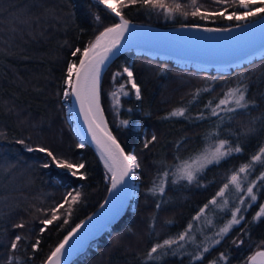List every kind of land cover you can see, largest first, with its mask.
<instances>
[{
    "label": "trees",
    "instance_id": "obj_1",
    "mask_svg": "<svg viewBox=\"0 0 264 264\" xmlns=\"http://www.w3.org/2000/svg\"><path fill=\"white\" fill-rule=\"evenodd\" d=\"M7 1L9 4L0 13L1 21L23 9L30 11L29 18H44L48 11L62 16L60 24H51L50 39L25 37L24 42L14 41L17 47L10 46L9 51L0 49V264L10 261L43 264L73 228L101 207L109 192V171L100 156L87 143L82 148L78 146L81 143L75 135L74 121H68L65 113L70 107V94L65 97L64 92L68 89L67 66L72 62L78 65L80 56V53L73 56L72 52L83 49L106 27L119 21L92 0H39L42 7L31 6L37 0H0V5ZM111 1L118 7L117 0ZM162 3L174 15L173 20H155L154 10L160 7L144 6L139 0L118 10L130 22L167 29L182 26L226 29L264 15L258 13L246 20L228 19L233 12L239 15L246 11L239 7V0L226 3L197 0L196 6L202 13L214 14L207 18L191 15L195 10L192 0H162ZM253 7H264V3L255 0ZM220 12L222 16L218 15ZM125 67L133 72L140 99L128 83ZM117 72L121 75L114 80ZM123 83L130 94L119 100L122 106L116 118L111 110L116 105L111 104L112 93L114 87ZM245 84L249 86L246 97L254 103L245 109L229 104L235 111L220 106L217 115L211 114L230 88ZM99 99L110 132L127 154L137 157L138 189L123 216L72 264H144L146 253L156 242L184 232L199 210L227 182V176L248 163L264 145V54L239 68L220 72L129 51L105 70ZM178 108H184L185 114L170 117L169 113ZM123 120L128 124L123 125ZM153 135L156 140L145 147ZM221 139L228 140L233 147H241L242 151L208 165L193 185L183 181L172 183L178 163ZM20 140L25 143H17ZM26 147H45L58 159L82 163L84 168L56 167L45 153L28 152ZM44 163L52 166L44 168ZM72 171L77 174L73 176ZM163 171L169 173L164 178L165 193L153 195L149 189ZM68 193H79L78 200L73 203ZM263 199L264 188L240 224L203 259L191 262L190 256L179 255L186 253L172 246L177 255L173 256L169 250L167 256L147 264L245 263L252 252L264 250V217L255 218ZM60 204L63 208H57ZM54 208L59 219L43 225L42 221L51 218ZM20 224L24 227H16ZM17 235L22 239L13 250L11 244ZM136 235L140 238H134ZM37 240L40 243L33 248Z\"/></svg>",
    "mask_w": 264,
    "mask_h": 264
},
{
    "label": "snow or ice",
    "instance_id": "obj_2",
    "mask_svg": "<svg viewBox=\"0 0 264 264\" xmlns=\"http://www.w3.org/2000/svg\"><path fill=\"white\" fill-rule=\"evenodd\" d=\"M100 4H103L105 8L109 9L115 16L119 17L120 22L114 24L111 27H106L103 32H101L94 41L90 42L83 49L76 48L75 51L72 52L73 56H76L77 53H80L78 65L76 62L69 63L66 71V84L71 89V93L68 91L64 92V96L67 97L69 94L74 95L76 100L80 103V110L84 116L85 122L88 124L89 132L92 133L93 140L96 141L97 146L101 151V158L104 160L105 167L111 173V188L109 191L117 190L120 185L125 184L126 177H135L139 178L136 173V169L140 167L136 155L132 153L126 154L124 150L120 147V144L117 142L116 138L112 135V133L108 130L102 115V109L100 108L99 103V84H100V73L102 65L105 64V61L109 59V55L113 53L114 49L117 48L119 42L124 38V33L128 31L129 22L126 20L119 8H126L130 4L135 5L138 0H117V6H113L109 3V0H98ZM139 2L144 5H152L153 7L164 8L165 5L162 3V0H139ZM217 3H226L227 0H215ZM255 0H239V7L246 9V11L237 15L236 12H233L228 19L235 20H246L249 17H254L258 13L264 14V7L254 8L253 4ZM261 3H264V0H261ZM192 5L194 7V11L191 13L192 16H201V18H207L210 15H214L213 13H202L200 7L197 5V0H192ZM177 8L180 7L178 4ZM187 15V13H185ZM218 15H223V12L218 13ZM99 19V17H97ZM205 31H216V29H205ZM124 73H127L128 83H131V87L135 89V95L137 99H140V88L136 84L133 79V72L125 67L123 69ZM73 75H75V81H73ZM121 73L117 72L114 74L113 79L115 80L119 77ZM124 84H121L117 91L112 93L113 99L116 102V105L119 104V94L128 95L127 92L124 91ZM248 85H237L229 89L223 99H220L219 104L216 105L215 108H212L211 114L217 115V108L221 105H226L229 102L233 103L236 106V109H245L248 108L250 103H254L246 97L248 92ZM199 92V90H197ZM236 109L229 108L228 111H235ZM185 114L184 108H178L175 111L169 113L170 117H179ZM123 125H127L128 121H121ZM156 136L153 135L151 141H147L145 143V147H148V144L155 141ZM17 143L24 144L23 140L17 141ZM79 147H84L83 144L78 145ZM26 151L33 152L38 151L41 153H45L48 157L51 158V161L55 163L56 167L72 170L75 168H84V164H76L73 162H69L67 160L58 159L54 153L45 148H32L26 147ZM242 149L239 146L233 147L228 140L221 139L215 145V147L211 150H205L201 154L197 155L191 163L188 161L183 162L181 165L176 166V172L174 175L176 176V180H173L172 183H176L179 180H187L188 183H192L196 180V174L198 172L203 171L205 167L209 164L219 163L224 158L230 156L232 153H239ZM260 164L264 167V146L259 147L257 153L253 154L248 163H245L239 167L238 170H234L230 177H228L227 182L223 185V187L216 193V195L205 204L203 208L199 210V213L194 219H199L200 214H203L205 209L209 207V205H217V197H224L226 190H228L231 186L232 189L239 196L240 192L243 190L246 192L249 201L254 202L257 200V195L254 191V187L256 185L255 181H249L246 188H243V181L247 180L248 175L251 170L254 168L256 164ZM52 164L44 163V168L51 167ZM77 173L72 171V175L75 176ZM243 174V176H242ZM83 176V174H81ZM169 173L167 171H163L158 173L160 177L159 183L153 182V186L149 189V192L153 195L160 194L163 195L165 193V185L166 180L164 178L168 177ZM258 180L264 182V170L260 172V175L257 177ZM68 196L71 197L72 202L75 203L79 198V193L73 195L72 193H68ZM249 201H245L242 197H240V204L244 205ZM65 202H67V197L65 198ZM228 204L227 200H224L221 207H226ZM159 208L160 205L157 204ZM57 208H63V204L57 206ZM57 208L52 209V216L50 219H44L42 224L47 226L52 224L54 221L59 219V216L56 215ZM241 212L240 207H236L234 211H231V219L227 221L223 227L220 228L219 232L216 234L217 236L223 237L226 235L234 225L240 224L241 219H243L242 215L238 218V213ZM264 217V205H260L259 212L256 213L255 218ZM67 223V221H65ZM16 227L23 228L24 225H16ZM82 225H77L72 229L71 232L66 235L63 240L59 243L57 247L51 252V254L47 257L45 264H61V257L64 254L65 246L68 245L69 241L73 236L80 230ZM192 228V225L189 224L188 228L178 234L176 238H168L164 239L162 242H156L150 250L145 255L144 264H147L148 261H156L160 260L163 256H167L169 254V250H171V254L173 256L177 255V252L172 249L173 245H177L178 248H183L184 244L179 242H191L195 243V238L190 235L189 230ZM44 229L42 228L41 231ZM22 239L21 236L17 235L15 237V241L12 242L11 248L15 250L17 248V242ZM40 241L37 240L36 244L33 245V248H36L39 245ZM215 244L220 243V240H215ZM209 252V247H203L202 251L192 257L193 260H201L203 259L204 253ZM256 257L264 258V251H260L256 253V256L252 258L253 264H255ZM223 259V255L221 256ZM11 264V261L9 262ZM211 264H216L215 261L211 262Z\"/></svg>",
    "mask_w": 264,
    "mask_h": 264
},
{
    "label": "water",
    "instance_id": "obj_3",
    "mask_svg": "<svg viewBox=\"0 0 264 264\" xmlns=\"http://www.w3.org/2000/svg\"><path fill=\"white\" fill-rule=\"evenodd\" d=\"M92 1L98 2V0ZM100 5L105 8L103 4ZM105 9L113 14L109 9ZM115 17L120 22L119 17ZM128 22L129 28L128 31L124 33V38L119 42L113 53L109 55V59L105 61V64L102 65L100 83L109 65L121 54L129 51H134L152 58L159 57L161 59L173 60L181 64H191L196 66V69L199 70L207 71L212 69L220 72H229L232 69L239 68L254 59L260 58L264 54V15L247 24L232 27L229 30H216L217 32L237 33V41L234 46L219 50L196 46L191 42L175 36L174 33L180 28L167 29L149 24ZM73 81H75V75L73 76ZM70 104L72 108L71 113L76 125L75 135L77 139L81 144L87 143L90 145L101 158L100 148L97 146L96 141L93 140L92 133L89 132L88 124L85 122L84 116L80 110V103L76 100V97L71 94ZM102 161L104 163L103 159ZM110 188L111 173L109 172V189ZM132 194V177H126L125 184L120 185L117 190L109 191L101 207L79 224L82 225V227L76 235L72 237L68 245L65 246L64 254L61 257V264H72L80 254H83L88 249L90 244L98 236L104 231L109 230L125 213L132 198ZM256 253L250 257V264H253L252 258L256 256ZM43 264H45V262ZM255 264H264V258L256 257Z\"/></svg>",
    "mask_w": 264,
    "mask_h": 264
},
{
    "label": "rangeland",
    "instance_id": "obj_4",
    "mask_svg": "<svg viewBox=\"0 0 264 264\" xmlns=\"http://www.w3.org/2000/svg\"><path fill=\"white\" fill-rule=\"evenodd\" d=\"M109 3L113 4L115 6V2L114 1L109 0ZM8 4H9V2L7 1L3 5H0V13H1L2 10H5L6 5H8ZM31 6L32 7H42V4L39 3V0H37V2H35V4H33ZM154 11H155V20H157V21L167 22L168 20H173L174 19V15L167 8H163V9L157 8ZM28 13H30V11L28 9H23L22 11H19L17 13V15L11 16L6 21L5 20L4 21L0 20V26H1L0 27V33H2V35H3L0 38V49H3V51H9L10 50V46H11V48L12 47H17V45L14 43V41H18V42H22L23 41L24 42V38L25 37L30 38L32 40H34V38H35V39H39L41 41L50 39L49 31H52V27H50L51 24H53V23L60 24L61 19H62V16H60V14L56 13V12L48 11L47 16L44 17V18H36L34 16H33V18H29L28 17ZM49 13H51V15ZM259 17H262V16L260 15ZM43 24H45V25H43ZM46 25H47V27H46ZM188 27H195V28L198 27V28H204V29H209L210 28V29H216V30H229L230 29V28L222 29V28L199 27V26H182V27H179L180 28L179 30H182V28L184 29V28H188ZM53 29L55 31L54 27H53ZM174 29H176V28H174ZM34 30H35V33L32 32ZM180 65H183V64L180 63ZM123 84L125 85L124 91L127 92L128 94H130L127 85L125 83H123ZM120 85L121 84H119L116 87H114V91L113 92L117 91V89L120 87ZM129 85L131 86V83H129ZM66 91H68L70 93V88L68 87V89H66ZM127 96L128 95L119 94V100L121 98H124V97H127ZM111 101H113V102H111V104L114 105L113 103L115 102V100L113 99V97H112ZM68 102H69V98H68ZM229 104L231 105L233 103L229 102L228 104L221 105V106H225L226 109L232 108V106L230 107ZM121 106H122V104L119 102V104L115 105L113 108L110 107L111 110L113 111L112 114H113L114 117L117 118L119 116V110L121 109ZM100 108H101V106H100ZM233 108H236V106H234ZM6 112H7V109H6ZM65 113H66L67 120L71 121L72 120V115L69 114V113H71L70 109L67 108L65 110ZM102 114H103V111H102ZM119 124L120 123H118V125ZM217 143L218 142H216L215 144L207 147L205 150L211 151L215 147V145ZM201 153H199V154H201ZM196 156L197 155H195L194 157H192L191 159H188L186 161L191 163V161ZM183 162H185V161H183ZM183 162L178 163L177 166L181 165ZM238 169H236V170H238ZM262 170H264V167H262L260 164L257 163L254 166V168L251 170L250 174L248 175L247 180L243 181V186H242L243 188H246V186L248 185L249 181H255L256 185L254 187V191H255V193L257 195V200H258V197H259L260 193L262 192V190L264 188V182H262V181L257 179V177L260 175V172ZM175 172H176V167H175L174 173ZM199 173L200 172H198L196 174V177L198 176ZM231 174L232 173H230L227 176V180H228V177L231 176ZM242 176H243V174H242ZM159 179L160 178L156 177L153 180V182L159 183ZM7 180L8 179L6 178V181H5L6 183L8 182ZM173 180H176V176L174 174H173ZM132 181H133L132 198H134L136 196V192H137V189H138V182H137V178H135V177H132ZM180 181L188 183L187 180L181 179L178 182H180ZM194 182H195V180L192 183H188V184L193 185ZM240 197H242L245 201H249V198H248V196H247L245 191L242 190L240 192L239 196H238L237 193L234 191V189L231 188V186H230V188L228 190H226L224 197H217L218 204L217 205H211L210 204L209 207L207 209H205L204 213L200 214V218L199 219H194V221L191 223L192 228L189 230V232H190V235L195 238V243L179 242V243H183L184 244L183 248H179L180 252L181 253H186V254H179V255H181V256H183V255L190 256L191 262H196L198 260H193L192 257L195 256V255H198L202 251L203 247L207 246V247H209V251H211V249L214 248L217 245V244L214 243L215 240L222 241L224 239L225 235L223 237H220V236H217L216 234L219 232L220 228L223 227L224 224L231 219V211H234L236 207H240L241 208V212L238 213V218L241 215H242V217H244V214L247 212V210L253 204H255L257 202V200L254 201V202L249 201L248 203H246L244 205H241L240 204ZM224 200H227L228 204H227L226 207H221V205H222ZM261 205H264V199H263ZM259 210H260V208H259ZM197 215H195V217ZM242 220L243 219H241V221ZM237 225H239V224H237ZM237 225H234L231 230H233ZM138 237H139V235H136L134 238L137 239ZM131 240L133 241V239H131ZM173 246L177 247V245H173ZM125 251H127V250H125ZM259 251H264V250H256V251L251 253L250 257L253 254H255L256 252H259ZM205 254H208V252L204 253V255ZM204 255H203V257H204ZM250 257L246 260L245 263H241V264H250L249 263ZM209 264H211V263H209Z\"/></svg>",
    "mask_w": 264,
    "mask_h": 264
},
{
    "label": "bare ground",
    "instance_id": "obj_5",
    "mask_svg": "<svg viewBox=\"0 0 264 264\" xmlns=\"http://www.w3.org/2000/svg\"><path fill=\"white\" fill-rule=\"evenodd\" d=\"M247 31V30H245ZM175 36L180 37L188 42L195 44L196 46L210 48V49H228L237 41V33L232 32H217V31H205L203 28L188 27L182 30H177L174 33ZM102 71V70H101ZM101 75V73H100ZM70 112L72 110L70 104ZM104 120V118H103ZM105 122V120H104Z\"/></svg>",
    "mask_w": 264,
    "mask_h": 264
}]
</instances>
